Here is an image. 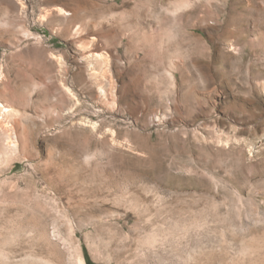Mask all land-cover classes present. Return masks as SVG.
Returning a JSON list of instances; mask_svg holds the SVG:
<instances>
[{
	"label": "rangeland",
	"instance_id": "obj_1",
	"mask_svg": "<svg viewBox=\"0 0 264 264\" xmlns=\"http://www.w3.org/2000/svg\"><path fill=\"white\" fill-rule=\"evenodd\" d=\"M0 74V264H264V0H0Z\"/></svg>",
	"mask_w": 264,
	"mask_h": 264
},
{
	"label": "bare ground",
	"instance_id": "obj_2",
	"mask_svg": "<svg viewBox=\"0 0 264 264\" xmlns=\"http://www.w3.org/2000/svg\"><path fill=\"white\" fill-rule=\"evenodd\" d=\"M20 7L23 9L24 7H23V5L22 4H20ZM57 14L59 15V16H68V13H67V11H65L64 9H62V8H58L57 9ZM98 60H101V58H97ZM103 60V59H102ZM1 74H0V78H1ZM66 92L68 93V94H70L71 92H70V90L69 89H66ZM71 96V95H70ZM75 97V96H74ZM14 113H16V111L13 109V108H11V107H9V106H7V105H4L3 103H1L0 102V116H2V121L3 120H5V119H7V120H9V117H12V116H14ZM6 120V121H7ZM4 122V121H3ZM2 122V123H3ZM9 123V122H8ZM4 125H5V123H3ZM8 125V124H7ZM6 125V126H7ZM5 126V127H6ZM9 126V125H8ZM8 129V128H7ZM11 136H9V138H10ZM14 143V142H13ZM12 143V144H13ZM11 144V143H10ZM16 146V149H17V144L15 145ZM13 150V149H12ZM14 151V150H13ZM17 151V150H16ZM79 263L80 264H83L80 260H79Z\"/></svg>",
	"mask_w": 264,
	"mask_h": 264
}]
</instances>
